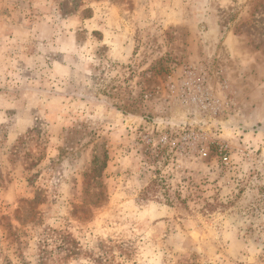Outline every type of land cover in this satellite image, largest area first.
<instances>
[{
  "label": "rangeland",
  "instance_id": "obj_1",
  "mask_svg": "<svg viewBox=\"0 0 264 264\" xmlns=\"http://www.w3.org/2000/svg\"><path fill=\"white\" fill-rule=\"evenodd\" d=\"M0 264H264V0H0Z\"/></svg>",
  "mask_w": 264,
  "mask_h": 264
},
{
  "label": "crops",
  "instance_id": "obj_2",
  "mask_svg": "<svg viewBox=\"0 0 264 264\" xmlns=\"http://www.w3.org/2000/svg\"><path fill=\"white\" fill-rule=\"evenodd\" d=\"M201 56L202 54L194 56L195 57L194 59L198 60ZM255 56L256 54H254V57ZM252 57H253L252 54H249L247 51L236 50L232 52L228 57L229 63L227 65L230 67L231 71H234L236 73L239 71L240 73H242V69L245 68L244 66L253 65L254 63L257 64V61L253 60ZM242 80H243L242 76L238 77V75H236V81H242Z\"/></svg>",
  "mask_w": 264,
  "mask_h": 264
}]
</instances>
